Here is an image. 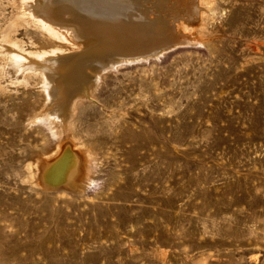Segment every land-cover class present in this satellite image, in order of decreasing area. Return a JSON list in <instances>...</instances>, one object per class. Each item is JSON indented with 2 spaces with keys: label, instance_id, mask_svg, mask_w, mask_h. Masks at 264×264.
<instances>
[{
  "label": "rangeland",
  "instance_id": "rangeland-1",
  "mask_svg": "<svg viewBox=\"0 0 264 264\" xmlns=\"http://www.w3.org/2000/svg\"><path fill=\"white\" fill-rule=\"evenodd\" d=\"M25 2L0 0V264H264V0H204L198 40L85 68L64 136L49 71L8 48L79 44ZM65 154L78 185L42 171Z\"/></svg>",
  "mask_w": 264,
  "mask_h": 264
},
{
  "label": "bare ground",
  "instance_id": "bare-ground-1",
  "mask_svg": "<svg viewBox=\"0 0 264 264\" xmlns=\"http://www.w3.org/2000/svg\"><path fill=\"white\" fill-rule=\"evenodd\" d=\"M206 5L204 0H28L25 6L37 18V22L51 32L58 31L60 42L62 40L79 46L73 51H64L56 46L43 45L42 49L39 48L41 51L34 56L26 55L25 51L22 55L15 54L10 47L8 52L23 67H33L39 72L49 71V75L48 72L45 74L52 93L46 95L48 100L41 116L55 124L64 136L67 134V121L56 112V108L62 112L68 109L71 111L74 96L87 94L86 88L91 80L86 75L90 66L94 65L95 70H92L98 72L102 67H109L123 60L156 56L162 54L167 47L198 40L200 35L197 24L203 19ZM82 50L85 55L79 54ZM12 64L14 65L13 62ZM87 164L80 158L74 161L72 155L65 154L56 166L51 161L43 163L42 171L60 173L62 176L57 175L63 180L76 171L75 185H78L84 173L90 170Z\"/></svg>",
  "mask_w": 264,
  "mask_h": 264
}]
</instances>
